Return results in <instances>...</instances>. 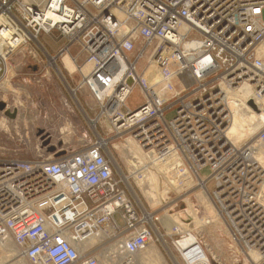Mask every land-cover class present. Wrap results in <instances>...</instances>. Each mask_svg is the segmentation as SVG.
<instances>
[{
    "label": "built area",
    "instance_id": "1",
    "mask_svg": "<svg viewBox=\"0 0 264 264\" xmlns=\"http://www.w3.org/2000/svg\"><path fill=\"white\" fill-rule=\"evenodd\" d=\"M18 54L23 60L13 62ZM27 59L43 62L45 76L75 81L54 115L72 125L77 104L97 135L31 160L0 152V242L13 244L18 259L264 264V121L240 143L228 136L234 108L264 110V0H0V96ZM28 80L41 83L36 73ZM138 86L144 101L131 109ZM101 116L111 137L99 133ZM129 145L134 153H125ZM138 162L155 164L162 182L135 172ZM205 168L211 175L202 178ZM131 181L160 202L142 201ZM195 187L229 231L217 244L208 242L216 222L198 195L173 214ZM172 214H183L188 227L165 223ZM149 246L163 262L146 256Z\"/></svg>",
    "mask_w": 264,
    "mask_h": 264
},
{
    "label": "rangeland",
    "instance_id": "2",
    "mask_svg": "<svg viewBox=\"0 0 264 264\" xmlns=\"http://www.w3.org/2000/svg\"><path fill=\"white\" fill-rule=\"evenodd\" d=\"M41 41L46 44V46L52 45L44 36H41ZM55 47L59 48L58 45ZM22 60V55L18 54L14 57L13 62H21ZM43 60L46 62L44 57ZM22 64H24L23 68L15 77L16 84L12 85V89L8 90L7 94H1L0 96V101L5 102L7 105L6 111L18 108L17 115L14 119L15 121L19 120L16 122L18 125H15L13 123L15 121L4 118V112H0V152L3 151L6 156L14 155L16 152L20 157L31 160L37 154L50 153L48 149H45L47 147L55 146L56 148H61L67 146H78L80 143H83L81 142L83 138H86L88 141L93 139L97 133L88 129V121L81 109L78 108L77 104H73L74 109L70 116L72 125H64L62 120H58L54 115L58 111L64 109L63 101L65 102L66 99L64 94H67V91L64 90L60 80L55 76V74L48 73V76H45L44 64L40 60L34 61L33 59H27L23 61ZM34 68H36V70H34ZM34 73L41 77L40 84L28 80L30 76L34 75ZM143 101L144 98L142 90L138 86L134 89L128 101V106L131 109H136L143 104ZM256 113L257 116L261 115L260 112ZM98 116L99 109L97 108L93 111L91 117ZM24 117H27L26 123L23 122ZM172 117L173 112L166 113V120H171ZM15 126L17 128H15ZM98 130L100 135L106 137L112 136L111 125L105 116L100 117ZM47 135L49 136L48 139ZM113 142L116 144L118 141L114 138ZM111 150L124 170L127 171V168L125 167L128 165L126 164L124 166L121 163V154L119 152L117 154V151L114 148H111ZM143 166L145 165L143 164ZM143 168L140 169V173H145L146 176H148V181L153 182L155 180V183H159L158 180H160L162 182V176H157V173L151 172L147 167ZM135 172H137V170H135ZM210 175L211 172L209 168H205L200 172V176L202 178H207ZM174 182L175 190L180 191L178 188V184L180 182H176V180H174ZM131 183L142 201L145 202L143 197L145 196L150 200L152 205H155V200L160 202V199H157V196H155L156 199H151L146 194L148 191L147 189L145 190L146 186H143L142 188L140 187V190V184L137 186L133 181H131ZM207 187L211 193L215 188V182L213 180L209 181ZM170 193H175V191ZM189 193L192 194L190 196L187 195L182 197V202L178 203L179 206L175 209L173 214L186 207L188 200L189 203L192 204L196 195H198L197 199H199L200 203L203 202V198L201 197V192L198 187L191 189ZM203 206L205 207V204ZM206 210L209 214L213 212L210 207L206 208ZM117 218L119 217L117 216ZM117 220L118 223L121 224L120 219ZM219 222L220 223H215L211 227L212 230L209 231L210 228L208 229V242L211 245L215 243L217 244L218 241H223L229 233L224 222L221 219ZM168 243L170 246L169 241ZM8 248H12V246H8ZM162 252L165 254L164 251ZM146 256L148 255L146 254ZM17 259L18 258H16V260ZM0 261H4V259L0 257Z\"/></svg>",
    "mask_w": 264,
    "mask_h": 264
},
{
    "label": "bare ground",
    "instance_id": "3",
    "mask_svg": "<svg viewBox=\"0 0 264 264\" xmlns=\"http://www.w3.org/2000/svg\"><path fill=\"white\" fill-rule=\"evenodd\" d=\"M63 61L71 71L75 70V65L73 64V62L69 56H66ZM6 88L8 90L12 89V85H7ZM245 93L246 94H244V98L246 99L249 97V93L248 92H245ZM17 112H18V108H15L14 110H7L4 112L3 117L6 119L8 118L9 120L15 121L14 118L16 117ZM260 113H261L260 116H257V113L255 111H251L250 114H246L244 112L239 111V109L234 108V116H233L234 120H233L232 127L230 128L229 133H228L229 138H231L235 143H240L244 139H246L250 135H252L253 132L255 131V129L258 127L259 120L264 121V110L262 109V111ZM18 121L19 120L15 121L13 123L15 125H18V124H16V122H18ZM23 122H25V123L27 122V117H24ZM15 128H17V127L15 126ZM115 146L117 148H120V147H118L117 144H115ZM123 149L125 152L129 150L130 153H134L132 145L123 147ZM137 156H138V158H140L139 154H137ZM154 165L150 166L149 169L151 172L157 173L154 170ZM142 166H143V163H141V162L134 163V168H135V170H137V172H140L141 168L147 167L146 165L143 167ZM143 170H144V168H143ZM179 178L180 177H176V179H175L176 182H181ZM190 183H192V182H190ZM176 189H178V188H176ZM263 194H264V186H263ZM149 197L151 199H156L155 196H151V194ZM201 197L203 198V202L201 204L202 205L205 204L206 208L210 207L213 210V212H211V214H209V213L208 214L210 216H212V218L214 219V222H216L217 224L220 223L219 222L220 219H218L219 214L216 212L213 205H211V202L204 195H201ZM158 202L159 201L155 200L154 204H157ZM192 209H193V207H192ZM191 214H193V216L196 217L195 212L191 213ZM182 216H183V214H176L170 218L166 217L164 219V222L167 223L169 226L173 222L172 226L177 227L178 230L182 229L183 227L187 228L188 225L185 223V221L183 219H181ZM197 221H198V219H197ZM210 230H212V228H210L209 231ZM8 246H12V248H8ZM18 254L20 256V252L18 251V249L13 244H11L10 242H4V241L0 242V257L4 259V261H0V264H28L24 260L23 257H22V259L16 260V258L18 257ZM145 254H147L148 257L158 256L159 258H157L156 261L158 263L163 262V258L161 256V254L159 253V250L155 246H149L148 249L146 250Z\"/></svg>",
    "mask_w": 264,
    "mask_h": 264
},
{
    "label": "crops",
    "instance_id": "4",
    "mask_svg": "<svg viewBox=\"0 0 264 264\" xmlns=\"http://www.w3.org/2000/svg\"><path fill=\"white\" fill-rule=\"evenodd\" d=\"M64 79H65V81H62V80L60 81L62 86H63V88H64V90L67 91V87H71V86L75 85V81L72 78H70V76L67 73H64Z\"/></svg>",
    "mask_w": 264,
    "mask_h": 264
},
{
    "label": "water",
    "instance_id": "5",
    "mask_svg": "<svg viewBox=\"0 0 264 264\" xmlns=\"http://www.w3.org/2000/svg\"><path fill=\"white\" fill-rule=\"evenodd\" d=\"M34 70H36V68H34ZM5 109H6V104L0 102V111H4ZM40 132H42V131H40ZM47 149H48V151L50 153H55L56 152V147L55 146H50ZM63 154H64V151H61V152L56 153V156L59 157V156H61Z\"/></svg>",
    "mask_w": 264,
    "mask_h": 264
},
{
    "label": "flooded vegetation",
    "instance_id": "6",
    "mask_svg": "<svg viewBox=\"0 0 264 264\" xmlns=\"http://www.w3.org/2000/svg\"><path fill=\"white\" fill-rule=\"evenodd\" d=\"M49 138V136L47 135V139Z\"/></svg>",
    "mask_w": 264,
    "mask_h": 264
}]
</instances>
